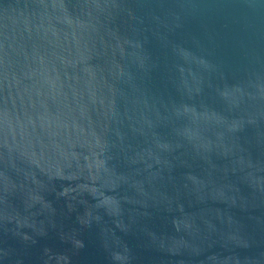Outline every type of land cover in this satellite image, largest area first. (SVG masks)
I'll use <instances>...</instances> for the list:
<instances>
[{
	"label": "water",
	"instance_id": "95a60500",
	"mask_svg": "<svg viewBox=\"0 0 264 264\" xmlns=\"http://www.w3.org/2000/svg\"><path fill=\"white\" fill-rule=\"evenodd\" d=\"M0 264H264V0H0Z\"/></svg>",
	"mask_w": 264,
	"mask_h": 264
}]
</instances>
